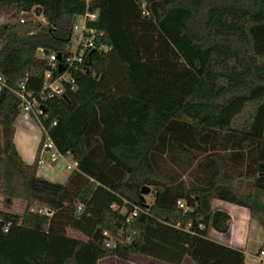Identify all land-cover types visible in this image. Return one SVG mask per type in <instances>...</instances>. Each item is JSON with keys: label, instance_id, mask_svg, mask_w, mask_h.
Listing matches in <instances>:
<instances>
[{"label": "trees", "instance_id": "obj_1", "mask_svg": "<svg viewBox=\"0 0 264 264\" xmlns=\"http://www.w3.org/2000/svg\"><path fill=\"white\" fill-rule=\"evenodd\" d=\"M31 11L46 23H20ZM87 11L111 50L40 117L78 164L62 184L38 177L44 130L34 163L19 155L16 92L27 78L40 94L50 65L38 51L63 54ZM0 14L12 21L0 28V195L27 201L23 215L0 211V264H246L210 233L215 200L264 231V0H0Z\"/></svg>", "mask_w": 264, "mask_h": 264}, {"label": "built area", "instance_id": "obj_2", "mask_svg": "<svg viewBox=\"0 0 264 264\" xmlns=\"http://www.w3.org/2000/svg\"><path fill=\"white\" fill-rule=\"evenodd\" d=\"M87 4L91 0H86ZM19 22L25 23H46V19L35 11L22 12L18 18ZM99 19V11L89 12L80 16H75L73 19V26L71 30V36L68 41L66 51L63 54H50L47 55L44 50L38 51L37 57L45 59L49 62L50 69L46 72L44 77L43 89L39 95H34L27 89L28 79L20 85L19 90L16 92L17 97L21 101V113L23 115L34 116L41 125L40 117L45 115L46 110L44 108V102L52 98H64L69 92H75L77 90L76 75L86 74L95 75L94 69L89 65V57L94 52L101 54L108 53L111 49L106 45H99V42L104 38V32L95 28L94 24ZM17 21V19L15 20ZM12 21L7 18L6 15L1 16L0 28L4 24H9ZM5 43L0 40V51L3 49ZM4 84L3 78L0 76V89ZM57 123H54L56 126ZM44 130V129H43ZM46 140L42 147V157L46 155V160L41 161V164L50 162L51 164H57L63 162L64 167L69 171L77 169L78 164L68 163L67 160L70 157L62 155L56 148L54 142L49 137L47 131L44 130ZM179 207L184 208L182 202L178 203ZM137 215V209L130 216V219ZM120 232L119 236H122ZM108 236V234H105ZM108 246H114L113 242H109ZM259 264H264V249L258 254Z\"/></svg>", "mask_w": 264, "mask_h": 264}, {"label": "crops", "instance_id": "obj_3", "mask_svg": "<svg viewBox=\"0 0 264 264\" xmlns=\"http://www.w3.org/2000/svg\"><path fill=\"white\" fill-rule=\"evenodd\" d=\"M37 123L34 120H29L27 117H22L21 115L18 117L15 123L16 134L14 137V142L22 160L28 165H32L34 163L43 137V130L39 123ZM63 167L64 166L59 168L55 165L51 166L46 163L40 164L38 177L52 182H58L59 178L61 177V171ZM213 209L214 211H226L232 216V223L229 231V241L221 242V244L244 252L246 256V264H248V239L253 227L249 211L245 208L238 207L220 200L214 201ZM215 234L220 236L225 235L219 234L218 232L212 230L210 237L213 240H216ZM253 263H255V261Z\"/></svg>", "mask_w": 264, "mask_h": 264}, {"label": "rangeland", "instance_id": "obj_4", "mask_svg": "<svg viewBox=\"0 0 264 264\" xmlns=\"http://www.w3.org/2000/svg\"><path fill=\"white\" fill-rule=\"evenodd\" d=\"M2 15L0 14V20H1ZM21 116L22 117L25 116L29 120H34L36 123L38 121L34 116H30V115H21ZM67 162L73 164L75 161L72 158H68ZM46 164L51 165V166L55 165L56 167H59V168H62V166L64 165V163L61 161L58 162L57 164H51L50 162H46ZM61 172L62 174L58 180V183L65 184L72 171H69L65 167H63ZM6 199H7L6 196L0 195V211H6V212L18 214V215L24 214L26 207H27L26 200L21 199V198L13 199L12 206L8 208L5 203ZM145 200L148 205H151L154 201L153 192L151 194H146ZM252 224H253V227L250 232L249 239H248L247 261H248V264H259V260L257 257H258L259 252L262 249H264V231L256 220H252ZM212 230L213 229H211V231ZM68 235L71 238L85 240L84 236H82L81 234L73 230H69ZM229 238H230L229 232L221 236L215 234L216 240L214 241H218L220 243L225 242V241L228 242ZM254 261L255 263H253ZM99 264H166V263H162V262H159V261H156L154 259L144 257V256H129L127 258H118V257L107 258V259L100 261ZM183 264H194V263L190 259H186Z\"/></svg>", "mask_w": 264, "mask_h": 264}, {"label": "water", "instance_id": "obj_5", "mask_svg": "<svg viewBox=\"0 0 264 264\" xmlns=\"http://www.w3.org/2000/svg\"><path fill=\"white\" fill-rule=\"evenodd\" d=\"M42 159L46 160V155H44ZM144 194H149V190H146ZM231 223L232 216L226 211H214L211 222V226L214 231L218 232L219 234H227L230 231Z\"/></svg>", "mask_w": 264, "mask_h": 264}]
</instances>
